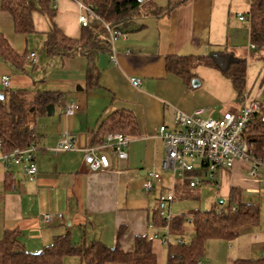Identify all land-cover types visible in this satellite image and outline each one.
I'll return each mask as SVG.
<instances>
[{
	"label": "crops",
	"instance_id": "0c3cea01",
	"mask_svg": "<svg viewBox=\"0 0 264 264\" xmlns=\"http://www.w3.org/2000/svg\"><path fill=\"white\" fill-rule=\"evenodd\" d=\"M150 1L156 8L169 4V0ZM52 6L56 11L54 23L67 36L79 38L83 31L80 17L85 11L74 0H55ZM250 6L251 0H189L161 15L136 17L134 26L124 30L127 36L114 43L118 64L111 62L110 51L96 58L99 77L91 87L87 85V59L83 55H45L41 62L38 57L35 64L28 61L30 74L17 73L0 61V94L5 90L27 91L29 102L42 93L54 96L47 106L53 112L46 107L45 114L31 117L39 148L36 179L30 182L20 166L0 163V240L7 231L16 230L25 250L37 253L57 236L70 234L76 244L99 241L133 252L136 237L148 236L152 239L155 264H169V244L178 239L189 242L194 229L187 219L183 237L170 234L169 243H165L167 232L162 231H167L166 227H155L151 217L155 210L162 211L173 185L171 212L176 198L195 197L196 189L188 188L180 179L173 184L172 173L162 171L166 149L157 137L159 127L175 129V111L192 114L205 108L207 115L220 118L226 112H238L241 105L231 81L218 70L197 64L192 69L193 77L187 81L167 70L166 59L171 55L205 58L217 51L232 52L247 60V100L264 105V51L251 47L250 22L239 19L240 15L248 17ZM33 21L34 33L47 38L50 18L36 12ZM0 32L20 54L35 52L28 53L27 49L29 36L34 33H15L13 17L2 9L1 0ZM3 76L10 78L9 89L3 87ZM131 78L140 79L141 86L134 87ZM72 102L77 111L68 116L65 110ZM122 111L130 112L137 121V134H127L128 159L120 160L109 149H103L110 167L90 171L85 164L86 149L102 144L106 122ZM64 136L76 150L55 153L54 147ZM247 168L246 163L237 162L233 169L223 172L220 191L214 187L221 199H228L231 187L239 188L242 195L245 190L264 187V168H260L258 179L247 176ZM153 171L161 174L162 181L149 195L142 185L146 174ZM196 192L200 198L199 189ZM161 195L163 200L157 206L153 201ZM45 214L54 215L48 225L41 222ZM260 223L261 220L254 224L255 229L250 232L241 229L240 235L229 242H234L227 257L230 264L236 259H249L233 255L240 249L249 255L264 250V226L256 227ZM199 261L214 264L215 258L207 252ZM63 264L82 263L79 257L67 256Z\"/></svg>",
	"mask_w": 264,
	"mask_h": 264
},
{
	"label": "trees",
	"instance_id": "16d2710c",
	"mask_svg": "<svg viewBox=\"0 0 264 264\" xmlns=\"http://www.w3.org/2000/svg\"><path fill=\"white\" fill-rule=\"evenodd\" d=\"M55 0H1L2 9L13 17L15 33L29 35L35 32L33 15L36 12L47 15L51 20V28L44 43L46 56L73 57L83 55L87 59V85L93 86L99 77L96 58L102 52L110 51L108 32L104 23L112 27L129 30L134 26L136 17L153 14L161 15L189 0H169L166 8L153 7V2L145 0H79L92 7L99 19H90L79 38L67 36L54 23L56 11ZM250 22V42L256 50L264 51V0H251L248 12ZM29 54L17 52L8 38L0 32V61H3L17 73L28 74ZM203 64L221 72L228 78L238 94L241 107L246 92L247 60L237 57L229 51H217L205 58L194 56L171 55L166 59V68L189 81L192 69ZM0 99V151L10 153L32 144L37 145L36 131L32 127V118L37 114H45L46 107L52 102L51 93H42L34 101L29 102L27 91L2 92ZM234 113H237L234 112ZM264 105L255 113L248 123L245 137L250 146V153L264 160ZM107 123V124H106ZM103 143L108 134H137V121L130 112L122 111L113 115L106 122ZM188 188L189 183L185 181ZM193 189V188H190ZM197 189V188H194ZM226 205H213L210 210H193L189 213L194 235L189 242L169 244V264H197L204 256L206 242L210 239H221L227 242L235 240L244 226L254 225L261 220L259 204L243 199L239 188L231 187ZM186 218L176 217L170 224V234L182 238L185 233ZM151 223L157 227H166L161 216V209L154 211ZM67 256H76L82 264H155L156 257L152 251V239L138 236L135 239L133 252H125L119 246L114 248L94 241L76 244L70 234L57 236L53 242L37 253L27 252L19 233L7 231L0 240V264H63ZM232 264H264V257L252 259H236Z\"/></svg>",
	"mask_w": 264,
	"mask_h": 264
},
{
	"label": "built area",
	"instance_id": "2783aa9c",
	"mask_svg": "<svg viewBox=\"0 0 264 264\" xmlns=\"http://www.w3.org/2000/svg\"><path fill=\"white\" fill-rule=\"evenodd\" d=\"M76 1L85 11V15L80 17L83 27H87L90 19H99L92 7ZM240 20H249L245 15L239 16ZM108 32L110 43V60L113 64H118L117 53L114 43L125 38L127 33L121 29L112 27L109 23H104ZM252 48L255 46L251 45ZM29 61L35 64L38 59L36 52L28 56ZM134 87L141 86V80L130 79ZM3 87L9 89L10 78L2 77ZM261 103L257 100H247L244 95V104L237 113L226 112L220 118L207 117L208 110L200 108L192 114L175 111V129H169L166 125H161L157 137L164 142L166 156L162 162L165 172H171L173 184L177 179L187 181L190 188H197L200 185H211L220 191L222 186V174L233 169L237 162H244L248 165V176L252 179L260 177V168L264 167V160L255 158L250 153V146L245 137L248 123L252 116L259 112ZM77 111V105L72 102L67 106L65 114L72 116ZM264 122V117L262 118ZM130 138L121 133L108 134L101 145L91 146L86 149L85 164L92 172H98L110 167V159L103 149H109L120 160H127L129 155L127 147ZM38 145L20 149L17 148L10 153L0 151V163L6 167L11 165L20 166L24 170L27 179L32 182L38 174L36 156ZM54 152L76 150L74 144L64 136L54 147ZM162 181V176L157 172H148L143 181L142 188L146 194H151L155 189V184ZM175 187L169 190L166 201L170 204L175 198ZM161 216L166 223L167 235L164 242L169 243L170 224L176 218L172 216L171 208L168 215L161 211ZM54 215L45 214L41 216L43 224H50ZM61 218V215L59 216ZM192 224V220H188ZM182 240L178 239L177 243ZM202 262L199 261L198 264Z\"/></svg>",
	"mask_w": 264,
	"mask_h": 264
},
{
	"label": "rangeland",
	"instance_id": "374dc122",
	"mask_svg": "<svg viewBox=\"0 0 264 264\" xmlns=\"http://www.w3.org/2000/svg\"><path fill=\"white\" fill-rule=\"evenodd\" d=\"M45 35L42 33H34L29 36V45H28V53L35 51L39 57V62L42 61V59L45 57V49H44V43H45ZM30 74V73H29ZM207 117H211L207 115ZM212 118H215L212 116ZM264 168V167H261ZM163 169V168H162ZM160 171V169H159ZM163 171V170H162ZM248 176V175H247ZM264 179V177H262ZM252 179V178H251ZM197 188L196 191L199 189L201 192L200 198L196 197L197 192L195 191V197H187V198H176L175 202L173 203V212L172 216L173 217H181L184 216L186 219H190L189 212L193 210H210L213 205H216V201L220 199V194L216 192V189L212 187L211 185H200ZM165 196V193L164 195ZM163 196H157V200H154L159 206V202H162ZM225 203L223 205H226L229 201V199H225ZM243 199L247 202H254L256 204H259L260 206V212H261V223L257 225L256 227H261L264 226V187L261 189H256V190H245L243 192ZM164 206L162 208V211L165 215H168L169 213V202L165 201ZM255 225H249V226H244L242 229L245 228L246 231H252L255 228ZM164 233L167 231L163 229ZM172 240H174L172 238ZM216 245H217V250H216ZM232 245L234 246L233 243H229L227 241L221 240V239H210L206 242L205 245V253H210L213 254L215 261L214 264H230V262L227 261V257L231 252V247ZM207 246V248H206ZM214 248V250H213ZM213 250V251H212ZM241 250V251H240ZM237 253H233V255L237 254L238 256H243L242 258H249L252 260H256L259 258L264 257V250H261L260 252H256L253 255H249L245 250L240 249Z\"/></svg>",
	"mask_w": 264,
	"mask_h": 264
},
{
	"label": "water",
	"instance_id": "95a60500",
	"mask_svg": "<svg viewBox=\"0 0 264 264\" xmlns=\"http://www.w3.org/2000/svg\"><path fill=\"white\" fill-rule=\"evenodd\" d=\"M136 1L142 3V2L145 1V0H136ZM196 85H197V80L194 79V80H193V86H196ZM0 99H4V95H3V94H0ZM49 109L53 112L52 107H47V111H50ZM51 111H50V112H51ZM217 203H218V204H223V203H224V199H221V198L218 199V200H217Z\"/></svg>",
	"mask_w": 264,
	"mask_h": 264
}]
</instances>
